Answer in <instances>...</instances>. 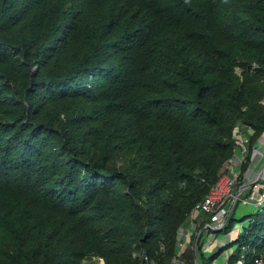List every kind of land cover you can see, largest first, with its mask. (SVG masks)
<instances>
[{
  "label": "trees",
  "instance_id": "16d2710c",
  "mask_svg": "<svg viewBox=\"0 0 264 264\" xmlns=\"http://www.w3.org/2000/svg\"><path fill=\"white\" fill-rule=\"evenodd\" d=\"M238 121L244 173L264 133V0H0V264H196L179 230ZM245 218L199 264L233 243L226 264H250L264 204Z\"/></svg>",
  "mask_w": 264,
  "mask_h": 264
},
{
  "label": "built area",
  "instance_id": "2783aa9c",
  "mask_svg": "<svg viewBox=\"0 0 264 264\" xmlns=\"http://www.w3.org/2000/svg\"><path fill=\"white\" fill-rule=\"evenodd\" d=\"M254 132L253 128L249 126H244L240 121L237 122L234 128V136L236 140V147H240L241 155L239 157H234V155L229 159L232 164L223 167L220 177L217 182L211 187L208 194L194 206L190 218L196 213L207 212L212 213V220L208 223L209 228L212 230H221L226 221L225 218L229 216L231 208L234 203L241 202L243 204L254 203L257 208L264 204V183L259 179V177L246 178L247 170L242 173L241 166L243 162L247 159V154L249 152L248 142L249 136ZM257 152V146L252 148L251 158ZM235 153V152H234ZM228 161V162H229ZM225 166V165H224ZM240 177H244V183L240 189L235 193L236 184ZM250 179V180H249ZM245 180H248L247 182ZM250 185V186H249ZM249 186V187H247ZM246 187V188H245ZM249 189L246 195L244 189ZM263 191L260 193V190ZM241 190V191H240ZM245 192V193H246ZM249 192V193H248ZM258 195V196H257ZM184 226L179 230V234L183 232ZM178 253H181L185 247L186 243L181 240V235L178 236ZM184 245L183 248L180 246ZM181 249V250H180ZM264 263V249L263 251L255 256L250 264H263ZM242 264V261H239Z\"/></svg>",
  "mask_w": 264,
  "mask_h": 264
},
{
  "label": "crops",
  "instance_id": "0c3cea01",
  "mask_svg": "<svg viewBox=\"0 0 264 264\" xmlns=\"http://www.w3.org/2000/svg\"><path fill=\"white\" fill-rule=\"evenodd\" d=\"M263 136H261L259 138V143H257V145H256L257 146V152H256V156H255L254 161H252L248 165V167L246 169L247 170V179L248 178H252V177H250V173L253 171V169H257L259 164L261 163V161H260L261 158L260 157H262V156H260L258 154H259V151L261 149H263V146H264ZM240 151H241L240 147H237L235 149L234 157H236V156L239 157L241 155ZM262 183H264V180L262 181ZM254 205H256V204H254ZM233 208H234V206L231 208V211H232ZM209 222H211V221H206V222L203 221V216H201V213H196V214L193 215V217H191L186 222V224L184 225V228H183V232L181 234H179V235H181V240H183L184 242H187L186 246L190 242L193 241V239H194L196 234L198 235V237L200 235V238H201V251L202 252L198 253V260L201 261V262H202V259H201L202 255L206 256V253H208V252L211 253L216 248L227 244L228 241H230L231 238H232V230L233 229L229 233L228 232L225 233L224 236H221L219 234L220 231L212 230L211 228H209V226H208ZM243 225L237 227L239 231L241 230V227ZM231 251H232L231 248L228 249L227 253H225L226 251H223V253H221L222 257L221 256H217L212 264H226L227 263V257H228V255L230 254Z\"/></svg>",
  "mask_w": 264,
  "mask_h": 264
},
{
  "label": "rangeland",
  "instance_id": "374dc122",
  "mask_svg": "<svg viewBox=\"0 0 264 264\" xmlns=\"http://www.w3.org/2000/svg\"><path fill=\"white\" fill-rule=\"evenodd\" d=\"M264 134H262V136H263ZM257 143H259V140L256 142V145H257ZM252 155V154H251ZM258 155H260V156H262V157H260L261 159H260V161H261V163L259 164V166H258V170H259V174L257 175V176H255V177H259V179L261 180V181H263L264 180V146H263V149H261L260 151H259V154ZM257 155V156H258ZM255 156H256V154L254 155V156H252V158L250 159V163L252 162V161H254V159H255ZM228 164H232V161H229V162H227L226 164H225V168H226V165H228ZM253 171H255V169H253ZM261 175V176H260ZM246 178H247V176H246ZM250 180V179H249ZM246 182L248 181V180H245ZM243 183H244V177H240V179H239V181L237 182V184H236V188H235V193L240 189V187L243 185ZM250 186V185H249ZM249 186H247V187H249ZM246 188V187H245ZM244 189V188H243ZM245 190V192L246 191H248L249 189L247 188V189H244ZM241 191V190H240ZM263 191V189H261L260 190V193ZM245 192H243V194L245 193ZM249 192H250V190H249ZM248 192V193H249ZM258 196V195H257ZM257 209V205H254V203H249V204H243V203H241V202H238V203H234V210H233V217H234V220H233V222H234V226H233V230H232V238H231V240H233V239H235L236 238V236H237V233L239 232V230H238V228L237 227H239V226H241V225H246L247 224V222H248V218L246 219H243L244 218V216L245 215H247V214H249V213H251V212H253L254 210H256ZM218 231H220V230H218ZM230 232V231H229ZM228 232V233H229ZM225 233L226 232H224V231H220L219 232V234L221 235V236H224L225 235ZM230 240V241H231ZM230 241H228V243L230 242ZM183 246L184 245H181L180 247L181 248H183ZM236 246H237V244L236 243H233V244H231V246L229 247V248H231L232 250L234 249V248H236ZM219 248V247H218ZM218 248H216L214 251H216V250H218ZM229 248H227V249H225V250H223V251H226L225 253H227L228 252V249ZM178 250H179V247H178ZM181 250V249H180ZM213 252V251H212ZM221 253H223V252H221ZM221 253L218 255V256H221ZM197 254H198V252H197ZM210 254V252H208V253H206V256H208ZM222 257V256H221ZM220 257V258H221ZM228 258V257H227ZM221 260V259H220ZM100 262H103V260H102V258H98V257H90V258H86V259H84V261L82 262V264H100ZM200 263H202V262H200ZM103 264H104V262H103ZM178 264V263H177ZM180 264V263H179Z\"/></svg>",
  "mask_w": 264,
  "mask_h": 264
},
{
  "label": "water",
  "instance_id": "95a60500",
  "mask_svg": "<svg viewBox=\"0 0 264 264\" xmlns=\"http://www.w3.org/2000/svg\"><path fill=\"white\" fill-rule=\"evenodd\" d=\"M264 134V133H263ZM261 176V175H260ZM227 220V217L225 218V220L224 221H226ZM197 237H198V235L196 234L195 235V237H194V239H193V241H192V248H193V251H194V256H195V262H196V264H199V260H198V254H197V244H196V242H197ZM103 260V259H102ZM103 262H104V260H103ZM183 264V262H181L179 259H177V258H175L172 262H171V264Z\"/></svg>",
  "mask_w": 264,
  "mask_h": 264
},
{
  "label": "bare ground",
  "instance_id": "6f19581e",
  "mask_svg": "<svg viewBox=\"0 0 264 264\" xmlns=\"http://www.w3.org/2000/svg\"><path fill=\"white\" fill-rule=\"evenodd\" d=\"M263 141H264V136H263ZM262 143V142H261ZM259 174V171H258V169H255V171H252L251 173H250V177H255V176H257ZM100 264H103V262H100Z\"/></svg>",
  "mask_w": 264,
  "mask_h": 264
}]
</instances>
